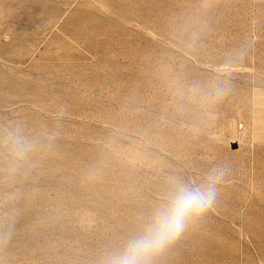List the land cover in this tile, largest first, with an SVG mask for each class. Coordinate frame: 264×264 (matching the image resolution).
Listing matches in <instances>:
<instances>
[{"label":"rangeland","instance_id":"rangeland-1","mask_svg":"<svg viewBox=\"0 0 264 264\" xmlns=\"http://www.w3.org/2000/svg\"><path fill=\"white\" fill-rule=\"evenodd\" d=\"M202 4L0 0V128L19 124L43 145L15 179L0 156V220L13 222L0 264H97L166 177L216 165L230 169L216 210L162 264H264V0H216L200 16ZM194 17L203 31L188 51L175 29ZM242 46L200 134L157 120L163 70L204 80Z\"/></svg>","mask_w":264,"mask_h":264},{"label":"clouds","instance_id":"clouds-1","mask_svg":"<svg viewBox=\"0 0 264 264\" xmlns=\"http://www.w3.org/2000/svg\"><path fill=\"white\" fill-rule=\"evenodd\" d=\"M215 3L216 0H203L199 15L206 14ZM175 30L178 38H185L184 47L193 51L203 25L194 17L191 23L177 22ZM246 54L243 46L227 52L216 71L204 80L189 81L181 74L163 70L168 99L157 120L165 123L179 118L190 133L200 134L203 129L197 118L211 114L228 97L232 73ZM120 135L115 132L112 140ZM47 139L50 148L55 134ZM42 147L19 124H10L6 130L0 128V156L5 165L2 171L9 179L26 174L34 154ZM229 171L226 166L216 165L196 180L176 174L166 177L161 198L136 219L132 231L98 254L97 264H162L178 243L216 210L218 197L229 181ZM90 178H95L94 174ZM12 223L11 219L0 220V249L11 236Z\"/></svg>","mask_w":264,"mask_h":264}]
</instances>
